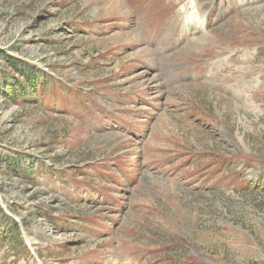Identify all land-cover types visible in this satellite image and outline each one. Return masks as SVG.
Segmentation results:
<instances>
[{
    "label": "rangeland",
    "instance_id": "obj_1",
    "mask_svg": "<svg viewBox=\"0 0 264 264\" xmlns=\"http://www.w3.org/2000/svg\"><path fill=\"white\" fill-rule=\"evenodd\" d=\"M187 4L206 33L184 49ZM14 59L59 85L0 93V154L61 175L0 164L37 257L0 238V264H264V0H0Z\"/></svg>",
    "mask_w": 264,
    "mask_h": 264
},
{
    "label": "trees",
    "instance_id": "obj_2",
    "mask_svg": "<svg viewBox=\"0 0 264 264\" xmlns=\"http://www.w3.org/2000/svg\"><path fill=\"white\" fill-rule=\"evenodd\" d=\"M12 72H7L5 74H0V93L4 94L10 92L14 97L21 96L23 99H31L35 101L39 96L44 95L49 87L56 88L51 85V83L57 82L52 79L51 76L45 74L42 70L37 69L36 67L22 62L20 60H12V63L9 65ZM17 74L19 76L13 78L10 75ZM14 76V75H13ZM21 79V80H20ZM26 84L27 86H24ZM59 85V84H58ZM60 87V86H57ZM62 88V86H61ZM59 88V90L61 89ZM77 100H85L83 96H80ZM85 106V104H82ZM34 156L26 153H14V154H0V164L3 165L6 169L10 170L14 175H21V177H27L22 175H28L31 171V165L33 163L40 164V167L45 171H48L51 175L60 176L61 173L56 172L42 162H36ZM66 172L68 173L69 180L73 183L72 188L76 191L78 186L86 188L90 184L89 177L79 176L75 173L71 167H67ZM79 169V168H74ZM83 169V168H80ZM52 176V177H53ZM76 185H78L76 187ZM75 186V187H74ZM23 225V224H22ZM24 226V225H23ZM25 228V227H24ZM27 231V230H26ZM0 238L1 240L12 238H20L19 227L10 217H8L3 208L0 205Z\"/></svg>",
    "mask_w": 264,
    "mask_h": 264
},
{
    "label": "bare ground",
    "instance_id": "obj_3",
    "mask_svg": "<svg viewBox=\"0 0 264 264\" xmlns=\"http://www.w3.org/2000/svg\"><path fill=\"white\" fill-rule=\"evenodd\" d=\"M190 6H191V4H187L186 9L183 10V13H185L190 8ZM117 11H119V10L117 9ZM125 12H126V10H125ZM178 29H180L181 34H185V32H188L189 36H192V38L185 44L184 49L189 47L188 44L192 43L193 41H197L198 38H200L201 36H203L206 33V30L204 31L205 25L202 24V21H194V19H192V17H191V14L185 15L178 20ZM175 30H176V26L173 25L170 30H167L165 33H162L159 35L156 43L158 45L165 43V42L160 41L162 36L168 37L167 42L171 43V39L173 38V36L175 34ZM187 38L188 37H185L184 39L188 40ZM145 52L148 53V50L145 49Z\"/></svg>",
    "mask_w": 264,
    "mask_h": 264
},
{
    "label": "water",
    "instance_id": "obj_4",
    "mask_svg": "<svg viewBox=\"0 0 264 264\" xmlns=\"http://www.w3.org/2000/svg\"><path fill=\"white\" fill-rule=\"evenodd\" d=\"M17 222H18V220H16ZM22 234H23V232H22ZM25 242L27 243V240L25 239Z\"/></svg>",
    "mask_w": 264,
    "mask_h": 264
}]
</instances>
